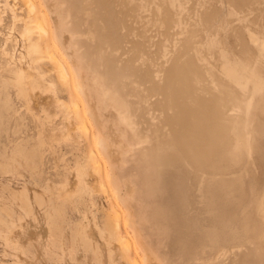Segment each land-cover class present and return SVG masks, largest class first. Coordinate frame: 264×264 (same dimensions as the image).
I'll return each instance as SVG.
<instances>
[{
  "label": "rangeland",
  "instance_id": "obj_1",
  "mask_svg": "<svg viewBox=\"0 0 264 264\" xmlns=\"http://www.w3.org/2000/svg\"><path fill=\"white\" fill-rule=\"evenodd\" d=\"M35 1L36 9L30 12L24 0H0V264H132L135 255L144 263L147 258L152 264H156L155 260L182 264L180 255L184 253V246L194 251L190 264H205L206 254H200L203 249L214 259L220 257L223 264H264V203L259 206L261 201L264 202V84L257 90L255 80L250 77L241 75L239 83L232 77V70L238 69L241 74L252 71L264 80V49L253 40L254 37L264 38V0H178L177 6L174 0ZM182 1L186 2L188 10ZM229 2H233L232 7L236 5L235 10ZM198 4L203 7L199 8ZM228 4L230 9L226 8ZM195 6L197 9L194 10ZM217 6L222 9L217 10L219 14ZM205 8H211L207 11L218 15L213 12L214 23L208 20L213 17L210 13L204 21ZM26 20L32 25L42 22L47 29L40 40L39 51H28L29 42L23 35ZM209 24L213 27L206 28ZM44 34L36 29L33 39L38 41ZM51 52L55 56L52 57ZM61 64L69 72V81L59 73ZM91 78L99 85L102 79L101 86L105 85L104 88H109L125 108L129 107L131 114L127 112L132 118L135 116L137 128L141 126L139 136L147 137L146 145L133 144L130 129H124L117 116L112 121L116 114L110 108H104L100 94L97 92L98 97L90 85ZM155 84L160 85L159 91ZM163 118L168 120L167 123ZM150 120L154 121L150 123ZM110 122L119 131L100 134ZM182 125L186 127L184 132ZM181 133L190 136L182 134L184 137L181 138ZM119 135L126 141L113 140ZM99 137L111 147L102 149L98 144ZM201 144L204 148L200 154ZM180 150L187 152L186 157ZM91 152L99 154L96 158L103 163V173L113 174L110 183L105 179L106 174L103 176L107 186L104 190L100 187L99 174L89 160ZM198 154L204 161L199 160ZM173 155L179 159H174ZM211 157L214 162L208 163L209 159L212 161ZM186 158L200 162L202 166L198 164L194 169L195 164ZM183 159L185 163H182ZM215 164L223 170V175L215 170ZM80 165L87 166L85 183L79 182ZM178 166L184 177L179 174ZM223 168L229 170L224 172ZM211 169L219 177L209 174ZM181 176L187 178L183 183ZM234 176L240 177L241 182L245 179L246 187L241 188L243 184L240 186ZM229 177L230 182H237L236 187L242 191L238 201L236 187L230 190L236 188L237 198L233 193L235 190L228 193L233 186L226 181ZM178 180H181L183 190ZM169 181L178 182L179 189L186 193L176 189L183 197L172 194L178 198L175 199L170 196L172 192H168L166 196L162 195L163 204L161 188L162 185L171 187ZM219 182L223 186L217 185ZM191 183H198L195 184L197 187ZM227 184L229 187L224 196L222 187L226 185L227 190ZM129 187L134 188L132 194L127 192ZM190 190L198 191L190 194L194 200L188 199L189 193H193ZM148 193L154 195L148 196ZM228 195L232 200L230 204ZM206 197L210 203L215 202L210 204ZM223 197L227 199H223L227 208L221 211ZM194 201L199 202L197 206ZM179 202L182 209L174 206ZM229 205H233L230 209L234 208V213H230ZM130 206L135 210L134 223L121 231L132 243L127 254L122 252L116 237L107 236L111 230L105 225L111 222L115 209L126 213ZM185 206L191 209L187 210ZM194 206L198 207V213L203 208L204 213L196 214ZM164 208L169 215L176 214L179 219L185 217L186 222L182 223L185 229L189 228L188 223L190 226L196 223L200 232H190L195 235L187 232L190 239L195 237L196 240L181 244L175 227H161L163 219L158 213ZM178 208L181 212L176 210ZM227 210L231 214L229 218ZM213 211L217 212L216 216ZM184 212L192 217L191 221ZM191 212L196 215L193 217ZM209 215L213 221L207 218ZM141 217L145 221L139 223ZM197 218L203 226L196 222ZM231 220L236 224L231 226ZM87 221L88 228H83ZM212 222L219 224L218 227ZM95 223L101 228L97 230ZM184 228L180 226V229ZM198 236L200 241L199 238L197 241ZM107 238L110 244L106 242ZM178 245L181 247L177 248Z\"/></svg>",
  "mask_w": 264,
  "mask_h": 264
},
{
  "label": "bare ground",
  "instance_id": "obj_2",
  "mask_svg": "<svg viewBox=\"0 0 264 264\" xmlns=\"http://www.w3.org/2000/svg\"><path fill=\"white\" fill-rule=\"evenodd\" d=\"M24 1H26V3L28 4V6H29V11L30 12H33V11H35V9H36V1L34 2V0H24ZM181 1V0H180ZM180 1H178V0H174V2L176 3V2H180ZM185 1V0H184ZM218 1V0H217ZM173 2V3H174ZM203 2V1H202ZM201 2V3H202ZM205 2V1H204ZM8 3V2H7ZM208 3V2H207ZM220 3H222V5H223V2H220ZM232 3L233 2H229V4H231V7H232ZM17 3L15 2V5H16ZM181 4H184V2L182 1V3ZM199 4H200V2H199ZM198 4V5H199ZM213 4V3H212ZM212 4H211V7H212ZM227 5V7L226 8H228V9H230V5ZM236 4V3H235ZM179 5H180V3H179ZM186 7H184V8H186L187 9V5H186V2H185V4H184ZM203 4H201V6H202ZM176 6H177V3H176ZM176 6H175V8H176ZM200 5L198 6L199 8L201 7ZM208 6H210V3H209V5ZM208 6L206 5L205 6V4H204V7H207L208 8ZM226 6V5H225ZM236 6V5H235ZM235 6H233L232 7V10L234 9V7ZM238 6V5H237ZM196 7V6H195ZM195 7H193L194 8V10L195 9H197V7L195 8ZM203 7V6H202ZM216 7V6H215ZM218 7V6H217ZM223 7V6H222ZM221 7V8H222ZM181 8V7H180ZM198 8V9H199ZM213 8V7H212ZM238 8L240 9V7L238 6ZM190 9V8H189ZM211 9V8H210ZM210 9H207V10H210ZM216 9V8H215ZM218 9H220V7H218L217 9H216V11L218 10ZM235 9H236V7H235ZM234 9V10H235ZM14 10V9H13ZM182 10H183V8H182ZM188 10V9H187ZM203 9H201V11H202ZM205 10H206V8L203 10V13L205 14ZM206 10V17L204 18V16L205 15H202V18H204V21H205V19L207 18V15L210 13L211 14V11L210 12H208ZM213 10H214V8H213ZM212 10V11H213ZM221 11H222V9H220ZM219 11V10H218ZM218 11H217V14H219L218 13ZM236 11H238V9L236 10ZM195 12V11H194ZM199 12V10H197V13ZM214 12V11H213ZM213 12H212V16L211 15H209V17H212V18H210V19H208L209 20V22H211V23H214V14H213ZM223 12H224V10H223ZM231 12V11H230ZM233 12V11H232ZM238 12H240V10L238 11ZM242 12H243V10H242ZM215 13V15H216V12H214ZM222 13V12H221ZM199 14H200V12H199ZM229 14H231V13H229ZM236 14V13H235ZM247 15H248V13H246ZM194 15V14H193ZM198 15V14H197ZM196 15V17L195 18H197L198 16ZM200 15V16H201ZM238 15V14H237ZM199 16V17H200ZM216 16H218V15H216ZM208 17V18H209ZM219 17H220V15H219ZM218 17V18H219ZM216 19H217V17H216ZM220 19V18H219ZM182 19L180 18V21H181ZM200 20H201V18H200ZM207 20V19H206ZM211 20V21H210ZM214 20V21H213ZM224 21V20H223ZM198 22H200V21H198ZM197 22V23H198ZM207 22V21H206ZM182 23V22H181ZM224 23V22H223ZM26 28H25V31H24V37H25V39L26 40H28V42H29V44H28V46H27V48H28V51L29 52H32V51H39V49H40V40H43L42 38L43 37H45V35L46 34H44V33H47V29L45 28V26H44V24L42 23V22H37V24H34V25H32L31 24V21H27L26 20ZM199 24V23H198ZM207 24V23H206ZM222 24V23H221ZM221 24H220V26H221ZM203 25H204V23H203ZM210 25H212V24H209V26H206V28H208V27H211ZM181 26H185V24L183 25H181ZM217 26V23H216V25H215V27ZM212 27H213V25H212ZM211 27V28H212ZM222 27V26H221ZM220 27V28H221ZM170 28H172V27H170ZM218 28H219V25H218ZM217 28V29H218ZM36 29L39 31V33L40 34H44V36L43 35H40L39 36V39H38V41H35L34 39H33V34H34V32L36 31ZM224 29V28H223ZM65 32H66V30H64ZM183 31V30H182ZM252 37H253V35H252ZM46 39V38H45ZM253 40L262 48V49H264V38H261V37H254L253 38ZM47 45L49 44V43H46ZM143 53V52H142ZM53 53L51 52V55H52ZM53 56H55V54L54 55H52V57ZM145 57V56H144ZM140 59V58H139ZM144 59V58H143ZM145 60V59H144ZM145 63H146V61H145ZM59 66V65H58ZM235 67H237V65H235ZM59 70H60V75H61V77H63L64 79H66L67 81H69V72H68V70H67V68H65V66L64 65H60L59 66ZM94 75V74H93ZM241 75H244V76H246V77H250L251 79H253V80H255V84H256V89L257 90H260V89H262L263 88V84H264V80H263V78L261 77V76H256V73H254V72H249V71H243L242 72V74L238 71V69H234V70H232V77H233V81H235L236 83H239L240 82V78H241ZM92 76V75H91ZM96 76V75H95ZM94 77V76H93ZM98 77V76H97ZM156 79V78H155ZM95 80V79H94ZM94 80L92 81V78H91V80H90V85L92 86V88H93V90H95L96 91V94L98 95V93L100 94V97H99V95H98V97L99 98H102L101 99V102H102V104H104V108L105 109H109L110 108V111H112L113 112V114H116V115H113V119H112V121H115V117L117 116L118 117V119H119V121L121 122V123H119V122H117V123H119V124H121V125H123V127H124V129H126V128H128V129H130V131H131V133H132V137L130 138V139H134L133 141L131 140V142L133 143V144H136V145H139V146H142L143 147V145H146V143H148V140H147V137L145 136V138L144 139H142L140 136H139V133H140V131H139V129L141 128V126H140V128L138 129L137 128V123L135 122V120H134V118H135V116L133 115V117L134 118H132V116L130 115L131 113H130V111H129V107L127 106L126 108H127V110H126V108H125V106H124V104H123V102L116 96V95H113L112 94V91L109 89H107V88H104L105 87V83L103 84L104 85V87H102L101 85H102V83H103V81H102V79H101V81H100V84L101 85H99L98 83H94ZM138 81V80H137ZM141 81V80H140ZM102 82V83H101ZM144 82V81H143ZM155 82H156V80H155ZM141 84V83H140ZM147 85V84H146ZM156 86H155V88L157 89V91H159V86L157 85V84H155ZM145 86V85H144ZM140 87V86H139ZM141 87H143V86H141ZM153 87H154V85H153ZM144 88V87H143ZM148 88V87H147ZM149 89H152V88H149ZM153 90V89H152ZM139 91V90H138ZM154 91H156V90H154ZM98 92V93H97ZM152 92V91H151ZM151 92H150V95H153V94H151ZM152 93H154V92H152ZM158 93V92H157ZM156 93V94H157ZM164 93V92H163ZM147 94H148V92H147ZM147 94H145L146 96H147ZM163 95V94H162ZM161 95V96H162ZM143 96H144V94H143ZM157 96H159L160 97V95H157ZM152 97V96H151ZM153 97H154V95H153ZM153 97H152V99H153ZM156 97V96H155ZM163 97H164V95H163ZM144 98V97H143ZM149 99V98H148ZM151 99V100H152ZM154 99H157V98H154ZM143 101V100H142ZM156 101V100H155ZM159 101V100H158ZM168 101V100H167ZM157 102V101H156ZM161 102V101H160ZM159 102V103H160ZM152 103V102H151ZM158 103V102H157ZM166 103H168V102H166ZM170 103V102H169ZM139 104H141V103H139ZM153 104V103H152ZM170 104H172V102L170 103ZM174 104V103H173ZM164 105H166L165 103H164ZM154 106H156V104L154 103ZM160 107V106H159ZM167 106H165V108H166ZM137 108V107H136ZM135 108V109H136ZM156 108V107H155ZM155 108H153V109H155ZM161 108V107H160ZM160 108H159V110H160ZM163 108H164V106H163ZM157 110H158V108H156ZM162 109V108H161ZM172 109H174V107H172ZM167 110V109H166ZM166 110L164 109V111L166 112ZM127 111H129V113L127 112ZM131 111H132V109H131ZM137 111V110H136ZM169 111V110H168ZM151 112V111H150ZM158 113V112H157ZM160 113H162V112H160ZM167 113V112H166ZM147 115V114H146ZM150 115V114H149ZM138 116H139V113H138ZM157 116V115H156ZM155 116V117H156ZM164 116H166V114L164 115ZM176 117H177V115H175ZM159 117V116H158ZM148 119L150 118V116L149 117H147ZM160 118H161V116H160ZM172 118V117H171ZM175 118V117H174ZM82 120H83V118H81ZM146 119V118H145ZM164 120H165V122L166 121H168V120H166L165 118H163ZM109 120V119H108ZM160 120V119H159ZM161 120H162V118H161ZM163 120V121H164ZM176 120V119H175ZM138 121H139V119H138ZM148 121V120H147ZM146 121V122H147ZM154 121V120H153ZM153 121H151L150 120V123L151 122H153ZM162 121V124H164V122ZM178 121H180V119H178ZM143 122H144V120H143ZM170 122V121H169ZM180 122H182V121H180ZM179 122V123H180ZM167 123V122H166ZM184 123V122H183ZM182 123V124H183ZM100 124H101V126H102V124H103V122L102 121H100ZM114 123H112V122H110L109 123V126H108V128H106V130H104V129H102V132H100V134L101 133H103V132H112V134H114V132H118L119 130L117 129V128H115L114 127V125H113ZM156 124V123H155ZM99 125V124H98ZM140 125V124H139ZM144 125V124H143ZM159 125V124H158ZM165 125V124H164ZM81 126L82 125H80V128H81ZM101 126L99 125V127H100V129H101ZM162 126V125H161ZM160 126V127H161ZM184 126H185V124H184ZM144 128L143 129H145V126H143ZM104 128V127H103ZM159 128V127H158ZM181 128H183V125H182V127ZM84 129V127L81 129V130H83ZM108 129V130H107ZM142 129V130H143ZM161 129H162V127H161ZM184 129H186V127H184L183 128V132H184ZM120 130H122V129H120ZM141 130V131H142ZM151 130V129H150ZM159 130H160V128H159ZM139 131V132H138ZM174 131V130H173ZM176 132H177V130H175ZM186 131V130H185ZM81 132V131H80ZM143 132V131H142ZM146 132V131H145ZM148 132V131H147ZM146 132V133H147ZM152 132V131H151ZM161 132V131H160ZM179 132H181V131H179ZM162 133H163V131H162ZM189 133V132H188ZM188 133H181V138L182 137H184L185 135H187ZM112 134H110V135H112ZM142 134H144L145 135V133H142ZM173 134H174V132H173ZM182 134L184 135V136H182ZM189 135V134H188ZM142 136V135H141ZM149 136V135H148ZM151 136V135H150ZM176 136H178L179 137V135H177L176 134ZM190 136V135H189ZM123 136H114L113 137V140L114 141H117V142H119V141H121V142H125L126 140L125 139H123L122 138ZM100 139H99V141H98V144L102 147V149H104V148H110L111 146H109V145H105L103 142H102V140H101V137H99ZM160 138V137H159ZM177 138V137H176ZM188 139H190V138H187V140ZM177 140V139H176ZM180 140H182V139H180ZM127 141H128V139H127ZM130 141V140H129ZM189 141V140H188ZM187 141V144L189 143ZM179 142H182V141H179ZM178 142V143H179ZM191 143H192V140H191ZM191 143H189V144H191ZM182 144H183V142H182ZM185 145V144H184ZM197 147H198V145H196ZM201 146H202V144H201ZM179 147H181V144H180V146ZM178 147V148H179ZM190 147V146H189ZM192 147H193V145H192ZM194 147H195V145H194ZM173 148H176V146L175 147H173ZM182 148H183V146H182ZM182 148H179V149H182ZM184 148H186V147H184ZM183 148V149H184ZM203 146H202V148L200 149V148H198V150H199V153H200V151L201 150H203ZM144 149V148H143ZM197 149V148H196ZM184 150H187V152H188V149L186 148V149H184ZM190 150V149H189ZM198 150L196 151V153L198 152ZM205 150H207V152H208V148L206 147L205 148ZM179 151V150H178ZM181 151V150H180ZM96 152V151H95ZM147 152V149L145 150V153ZM184 152V151H183ZM187 152H186V154H187ZM192 152H195V149H194V151H192ZM203 152V151H202ZM92 153V152H91ZM172 153H174L173 151H172ZM175 153H176V151H175ZM181 153H182V151H181ZM177 154V153H176ZM178 154H180V153H178ZM182 154H185V153H182ZM186 154H185V157H186ZM201 154V153H200ZM200 154H198L199 155V160L200 159H202L203 160V157H200ZM204 154V159L207 157V155L205 154V153H203ZM96 155H99L98 153L96 154ZM96 155L94 154L93 155V153H92V155L90 154V156H89V160H90V162L92 163V167H94V169H95V171L99 174V178H100V181H99V183H100V187L104 190V189H106L107 188V186H106V183H105V180H104V175L106 174V180H107V182L108 183H110V182H112V180L114 179L113 178V174L112 173H107V172H104L103 173V171H104V166H103V163H101L100 162V160L99 159H97L96 158ZM147 155V154H146ZM144 156V155H143ZM100 157V156H99ZM173 157H174V155H173ZM179 157H181V155H179ZM190 157H193V155H191V153H190ZM119 158H120V156H119ZM172 158V157H171ZM177 159H179L178 157H176ZM175 157H174V159H176ZM183 158V157H182ZM187 159V158H186ZM195 159V158H194ZM196 159H198V158H196ZM211 159H212V157H211ZM147 160V159H146ZM150 160V159H149ZM173 160V159H172ZM184 160L185 159H183L182 160V163L184 162ZM188 160V159H187ZM193 160V159H192ZM190 161V160H188V162H193V161ZM199 160L197 161V162H199ZM202 160H200L201 162H202ZM206 160H207V158H206ZM206 160H205V162H206ZM178 162H179V160H177ZM181 161V160H180ZM204 161V160H203ZM209 161L210 162H214L213 161V159H212V161L209 159L208 160V163H209ZM173 162V161H172ZM177 162V163H178ZM187 162V161H186ZM187 162V163H188ZM205 162H203V163H205ZM180 163L181 162H179L178 164L180 165ZM182 163H181V166H182ZM185 163V162H184ZM200 163V162H199ZM199 163H195V161L193 162V164H195L194 165V167L196 166L197 167V165L199 164ZM207 163V162H206ZM174 164V163H173ZM175 164H176V160H175ZM177 164V165H178ZM190 164V163H189ZM192 164V163H191ZM193 164H192V167H193ZM183 165H186V164H183ZM199 165H201L202 166V163L201 164H199ZM206 165V164H205ZM233 166L231 167L232 168V170L234 169V164H232ZM187 166V165H186ZM207 166V165H206ZM209 166V165H208ZM212 165L210 164V167H211ZM215 166H216V168H218V169H216L215 168V170L218 172V170H219V173H221V175H223L222 174V172H223V170L219 167V166H217L216 164H215ZM179 168V170H181V168H180V166H178ZM191 167V168H192ZM194 168V169H197V168ZM214 167V166H213ZM213 167H211V168H213ZM203 168V167H202ZM207 168V167H206ZM220 168V169H219ZM185 169V168H184ZM204 169V168H203ZM202 169V170H203ZM207 169H210L209 167L207 168ZM223 169H225L224 170V172H226V170L228 169H226V168H223ZM229 169H230V167H229ZM228 169V170H229ZM237 168L235 167V172L237 171L236 170ZM199 170H201V169H199ZM198 170V171H199ZM201 170V171H202ZM211 170H213V169H211ZM215 170H213L212 171V173L210 172L209 174H212L213 175V173H214V175H216V171ZM206 171V170H205ZM221 171V172H220ZM234 171V170H233ZM86 172H87V166H85V165H80V167L78 168V171H77V174H78V177H79V182H81V183H85L86 182V177H85V174H86ZM175 172V171H174ZM180 172H182V170L181 171H179V174H181ZM203 172V171H202ZM208 171H206V173H207ZM230 172L232 173V171H231V169H230ZM190 173V172H189ZM189 173H188V175H189ZM198 173H200V172H198ZM205 173V174H206ZM174 175L176 174V172L175 173H173ZM218 174V173H217ZM225 174V173H224ZM177 175V174H176ZM183 177H184V175H183V173L181 174ZM202 175V174H201ZM173 175L171 174V177H172ZM180 176V175H179ZM181 176V177H182ZM206 176V175H205ZM209 176V175H208ZM217 176V175H216ZM215 176V177H216ZM170 177V178H171ZM180 177V178H181ZM182 177V179H183V181H181V183H183L184 182V180L186 181V179L187 178H183ZM185 177H188L187 175L185 176ZM190 177H191V175H190ZM199 177V176H198ZM201 177V176H200ZM207 177V176H206ZM205 177V178H206ZM217 177H219V176H217ZM222 178H224L223 176H221ZM220 177V178H221ZM230 177H231V175H230ZM228 178V180H226V181H228V184L229 185H231V184H233L232 183V180H231V182H230V179L231 178ZM233 177V176H232ZM236 179H238V176H234ZM113 178V179H112ZM170 178H168V180L170 179ZM172 178H175L174 176L172 177ZM176 178L177 179H179V177H177L176 176ZM208 178V177H207ZM220 178L219 179H216L217 181L216 182H218V180L220 181ZM108 179H109V181H108ZM112 179V180H111ZM189 179V178H188ZM215 179V178H214ZM171 180V179H170ZM174 180V179H173ZM190 180V179H189ZM193 179L191 178V182H194V181H192ZM239 181V184H240V186H241V184H243L244 182H243V180H245V179H242V182H241V180H240V177H239V179H238ZM177 180H175L174 182H176ZM180 181L178 180V182H179V184L181 185V183H180ZM188 181V180H187ZM190 181H188V183H190ZM200 181V178L197 180V182H199ZM251 181V180H250ZM249 181V182H250ZM166 182V181H165ZM169 182H171V181H169ZM169 182H168V184H169ZM178 182H177V184H174V183H172L171 182V187H166V186H164V185H162L161 187V189H162V192H161V200H162V203L164 204V199H163V197H162V195H164V196H166L165 194H167L168 192L170 193V192H172V193H170L171 195L170 196H173L174 198H175V196L174 195H177L179 192L177 191V190H179L180 192H184V193H186L185 191H181V188H182V190H183V184L181 185L182 187L179 189V187H180V185H178ZM209 182V181H208ZM230 182V183H229ZM249 182H248V184H249ZM255 182H257V181H255ZM127 183H128V181H127ZM164 183V182H163ZM201 183H203V181H201ZM213 184H214V182H212ZM237 182H234V184H236ZM258 183V182H257ZM128 184H130V183H128ZM165 184V183H164ZM167 184V183H166ZM165 184V185H166ZM173 184V185H172ZM195 184H198V183H194V185H193V183H191L190 185H193V187H197V186H195ZM204 184L206 185V183H205V181H204ZM216 184V183H215ZM214 184V185H215ZM219 184V186L220 185H222V184H220V182L219 183H217V185ZM228 184H227V190H225L226 188H225V186L224 187H222L223 189H224V192H225V194H224V192H223V194H224V196H226V194H227V192L226 191H228ZM233 184V186L231 185L230 186V188H229V191H228V193H229V195H230V189H233V187H236V186H238V183H237V185H234ZM245 184V183H244ZM243 184V185H244ZM185 185V184H184ZM188 185V184H187ZM208 185V184H207ZM210 185H212V184H209V186ZM216 185V186H217ZM243 185L241 186V188H245L246 186L244 185V187H243ZM199 187V186H198ZM201 187V186H200ZM212 187V186H211ZM210 187V188H211ZM186 187H184V189H185ZM216 188V187H215ZM220 188V187H219ZM219 188H218V193L219 194H221V192H220V190H219ZM221 188V189H222ZM237 188V187H236ZM236 188H234V190L236 189ZM238 188H240V187H238ZM237 188V190L239 191V189ZM249 188H250V186H249ZM248 188V189H249ZM177 189V190H176ZM188 189V188H187ZM196 189V188H195ZM214 189V188H213ZM217 189V188H216ZM193 190V189H192ZM192 190H190V192H193ZM234 190H232V191H234ZM237 190H235L233 193H235ZM134 191V188L133 187H129L128 189H127V192L128 193H131V192H133ZM202 191H204V190H202ZM222 191V190H221ZM232 191H231V193H232ZM237 191V193H239V194H237V196H238V198H237V196H236V193L234 194V196H236V198H237V201H238V199H239V196L240 197H242L241 196V193H242V191H241V193H240V191L238 192ZM195 193H197L196 191H194ZM194 192L193 193H189V195L190 194H194ZM215 192V191H214ZM163 193V194H162ZM187 193H188V190H187ZM206 193V192H205ZM217 193V192H216ZM215 193V194H216ZM132 194V193H131ZM172 194H174V195H172ZM201 194V193H200ZM208 194V193H207ZM206 194V195H207ZM151 195H154L153 193H148V196H151ZM183 194L181 193V196H182ZM217 195V197H218V194H216ZM229 195H228V200H229V198L230 197H233L234 198V196H233V194H231L232 196H230L229 197ZM180 196V194H178V197H181ZM188 196V195H187ZM187 196H185V194H184V197L185 198H187ZM194 196V195H193ZM198 196H200V195H198ZM208 196V195H207ZM221 197H222V195H220ZM219 196V197H220ZM169 197V196H168ZM172 197V198H173ZM177 197V196H176ZM183 197V196H182ZM181 197V198H182ZM195 197V196H194ZM185 198H184V200L183 201H185ZM193 199L194 200V198L193 197H191V195H190V197L188 198V199ZM196 198V197H195ZM198 198V197H197ZM204 198V197H203ZM213 198H214V196H213ZM212 198V200H214ZM232 198V200H234L235 201V199L236 198H234L233 199ZM263 198H264V196H263ZM160 199V198H159ZM166 199H167V197H166ZM175 199H178V198H175ZM180 199V198H179ZM187 199V200H188ZM206 199H207V201H208V199L209 198H207L206 197ZM221 198H219V200H220ZM223 199H226V198H222V201H223ZM227 199H226V201H227ZM169 200V199H168ZM192 200V201H193ZM231 200V201H232ZM170 201H172L171 199H170ZM175 201V200H174ZM181 201V200H180ZM182 201V202H183ZM191 201V200H190ZM192 201H191V203H192ZM217 201V200H216ZM225 201V200H224ZM224 201L223 202H221V203H224ZM230 200L228 201V204H230V202H231ZM263 201H264V199H263ZM196 201H194V203H195ZM209 202V201H208ZM208 202H206L207 204H208ZM213 202H215V201H213ZM213 202H209L210 204H212ZM187 203V202H186ZM189 204H190V202H188ZM197 203H199V202H196V204H194V205H196L197 206ZM205 203V202H204ZM203 203V204H204ZM264 202H262L261 201V203H259V206L261 205V204H263ZM182 204V203H181ZM189 204H184V205H186V206H189ZM201 204V203H200ZM199 204V205H200ZM207 204H205V205H207ZM233 205H235V203H232ZM166 205V204H165ZM173 205H174V203H173ZM172 205V206H173ZM180 205V202H179V204L177 203V205L175 204L174 206H177V207H181V205ZM183 205V204H182ZM193 205V204H192ZM198 205V206H199ZM205 205H204V209H206L205 208ZM215 205H217V203H215V204H213V206H214V208H215ZM224 205H225V207H224ZM226 205H227V203L225 204H222V206L223 207H221V206H219V203H218V206H219V208L221 207V211H222V208L224 209H226L227 207H226ZM233 205H231V206H233ZM184 207V208H188V207ZM208 206V205H207ZM230 205L228 206L229 207V209H230V207H231ZM264 205H262V207H263ZM200 208H201V206H199ZM217 207V206H216ZM234 207H236V209L235 210H237V206L235 205ZM168 208H169V206H168ZM171 208V207H170ZM176 207H174V209H175ZM176 209V210H179L180 211V209H182V208H180V209ZM193 208H195V206L193 207ZM192 208V209H193ZM197 208L198 207H196L195 208V210L194 211H196L197 210ZM209 208L211 209V207L209 206ZM218 208V207H217ZM216 208V209H217ZM218 208V209H219ZM233 208V207H232ZM172 209V208H171ZM171 209H169L170 211H171ZM189 209H191V207L189 208ZM189 209H187V210H189ZM208 209V208H207ZM228 209V210H229ZM165 210V208L163 209V210H159V213H158V215H160L161 214V217H162V221H161V227L162 226H164V228L165 229H169V227L170 226H173V228L175 227V229H176V231H178L179 232V234L177 235V238H178V236H179V239L182 241L181 242V244L183 243V244H185V243H190L191 242V240H196V238L194 237V239H190L189 238V236H188V234H187V232L188 233H193V232H196V231H199L200 232V229H199V227H198V225L195 227V224L196 223H194V225L192 226H190V224L188 223V225H189V228L187 227L186 229L183 227L184 225V223L183 222H186L185 220H184V218H177L176 217V214H175V216H173V215H169L167 212H165L164 211ZM183 210H185V209H183ZM187 210H185L186 212H187ZM201 210V209H200ZM212 210H213V208H212ZM215 210V209H214ZM227 210V215H228V218L230 217V215L228 214V212L230 211V213L234 210V208H233V210L232 209H230L229 211ZM127 211L128 212H126V213H124V212H122L121 210H118V209H115V212L112 214V220H111V222L109 223V225H105V228H109L108 230H111V232H110V234H108L107 236H109V237H116V239L118 240V242L117 243H119V245H120V247H121V249H122V252L123 253H129L130 251H131V248H132V243H131V241H130V239H129V237L128 236H125L124 234H122V228L124 227V228H127V226H129L130 224H132V223H134L133 221H132V219H133V215H134V212H135V210H134V208L132 207V206H130V207H127ZM173 211H175V210H173ZM192 211V210H191ZM202 211H203V213H204V210H203V208H202ZM202 211H200L201 213H198L199 211L197 210V213L196 214H202ZM210 211V210H209ZM216 211H218V210H216ZM219 211H220V209H219ZM224 211V210H223ZM226 211V210H225ZM172 212V211H171ZM176 212V211H175ZM178 212V211H177ZM181 212V211H180ZM179 212V214H181ZM186 212H184V213H186ZM193 212V211H192ZM191 212V214L190 215H192L193 214V217L196 215L195 214V212L194 213H192ZM188 213H190V211H188ZM188 213H186L185 215H186V217L188 218V216H189V214ZM207 213V212H206ZM213 213H214V211H213ZM217 213V212H216ZM216 213H214V215L213 216H216L217 214ZM220 213V212H219ZM221 213H224V212H221ZM233 213H234V211H233ZM171 214V213H170ZM210 214H211V212H210ZM216 214V215H215ZM184 214H182L181 216H183ZM184 215V216H185ZM188 215V216H187ZM262 215L264 216V213H262ZM178 216V215H177ZM197 216H199V215H197ZM220 216H222V214L220 215ZM232 216H233V214H232ZM231 216V218H233ZM179 217H180V215H179ZM190 217V216H189ZM201 217V216H200ZM202 217H203V215H202ZM210 217V215L209 216H207V218H209ZM218 217H219V214H218ZM205 217H203V219H204ZM206 218V219H207ZM211 218V217H210ZM214 218V217H213ZM217 218V217H216ZM222 218H223V216H222ZM230 218V219H231ZM246 218V217H245ZM244 218V219H245ZM181 219H183V221L181 220ZM186 219V218H185ZM190 219V221H191V219H192V217H190V218H188V220ZM198 219V218H197ZM219 219V218H218ZM224 220H226V218H223ZM223 219L222 220H220V221H222V222H224L223 221ZM187 220V221H188ZM194 220V219H193ZM205 220V219H204ZM208 220V219H207ZM145 220H144V218L143 217H141L140 218V221H139V223H141V222H144ZM190 221H188V222H190ZM195 221V220H194ZM194 221H192V223L194 222ZM198 221H199V219L196 221L197 223H198ZM209 222H210V220H208ZM208 221H205V222H208ZM211 221H213L212 220V218H211ZM220 221H218L217 220V223H220ZM231 221H233V220H231ZM230 221V224L232 223V225L231 226H233L234 224H236V222L234 223V221L233 222H231ZM246 220H244V222H245ZM160 222V221H159ZM201 222H203V220L201 221ZM208 222V223H209ZM228 222V221H227ZM244 222H242V223H244ZM183 223V224H182ZM200 223V222H199ZM198 223V224H199ZM204 223V222H203ZM207 223V224H208ZM212 223H214V222H212ZM212 223L211 224H209L210 225V228H211V226H212ZM217 223H214V225L216 224L217 225ZM234 223V224H233ZM201 224V223H200ZM206 224V225H207ZM225 224V223H224ZM223 224V225H224ZM227 224H229V223H227ZM229 224V225H230ZM95 225V227L97 228V230L98 229H100L101 227L98 225V223H95L94 224ZM183 225V226H182ZM186 225H187V223L185 224V227H186ZM202 225V224H201ZM205 225V224H204ZM205 225V226H206ZM219 225V224H218ZM218 225H217V227H218ZM222 225V226H223ZM226 225V224H225ZM242 225H244V224H242ZM88 226H89V222L87 221L86 222V224H85V226L83 227V228H88ZM180 226L182 227V228H184V230L183 229H180ZM203 226V225H202ZM208 226V225H207ZM222 226H220V227H222ZM230 226V227H231ZM201 227V226H200ZM216 227V229H220V228H217ZM229 227V226H228ZM227 227V228H228ZM244 227V226H243ZM204 228H206V227H204ZM208 228H209V226H208ZM226 228V227H225ZM226 228V229H227ZM249 228V227H248ZM172 229V228H171ZM201 229H203V228H201ZM214 229H215V226H214ZM229 229V228H228ZM204 230V229H203ZM206 230H208V232H206V233H209V229H206ZM230 230V229H229ZM229 230H227V231H229ZM244 230V229H243ZM85 231V230H84ZM212 231V230H211ZM214 231V230H213ZM245 231V230H244ZM86 232V231H85ZM87 232H89L88 231V229H87ZM174 232V231H173ZM173 232H171V233H173ZM177 232V233H178ZM217 231H215V233H216ZM219 232V231H218ZM220 232H222L221 230H220ZM171 233H170V235H171ZM190 233V234H191ZM198 233V232H197ZM200 234H202V233H200ZM212 234V233H211ZM211 234H209V235H211ZM219 234V233H218ZM166 236H167V234H165ZM169 235V236H170ZM176 235V234H175ZM191 235H195V234H191ZM206 236V234L204 233L203 234V236ZM217 235V234H216ZM223 236H224V233L222 234ZM172 236V235H171ZM196 236H197V234H196ZM213 236V235H212ZM207 237V236H206ZM215 237V236H214ZM217 237V236H216ZM215 237V238H216ZM221 237V236H220ZM227 237V236H226ZM241 237V235L239 236V238ZM191 238H192V236H191ZM198 238H199V241H200V236H198L197 237V241H198ZM201 238H203V237H201ZM213 238V237H212ZM225 238V237H224ZM247 238V237H246ZM204 239V238H203ZM202 239V240H203ZM245 239V238H244ZM107 241V243H109L110 244V241H109V239L107 238L106 239ZM210 240V239H209ZM219 240V239H218ZM222 240H224L223 238H222ZM175 241H176V239H175ZM174 241V242H175ZM190 241V242H189ZM178 242V241H177ZM245 242H247V239L245 240ZM244 241H243V243H245ZM173 243V242H172ZM192 243H194V241L192 242ZM196 243V242H195ZM203 243H205V242H203ZM208 243H210V242H208ZM212 243V242H211ZM220 243V242H219ZM179 244H180V242H179ZM202 244V243H201ZM220 244H222V242L220 243ZM191 245H193V244H191ZM207 245V244H206ZM213 245H215V244H213ZM188 246V245H187ZM194 246V245H193ZM196 246V245H195ZM199 246H200V244H199ZM205 246V245H204ZM222 246H224V244H222ZM179 247H181V245L179 246L178 245V247L177 248H179ZM191 247V246H190ZM208 247V246H207ZM215 247V246H214ZM214 247H213V249L212 250H214ZM221 247V246H220ZM217 248H218V246H217ZM230 248V247H229ZM229 248H228V250H229ZM181 249V248H180ZM194 249V248H193ZM201 249H202V247H201ZM217 250V249H216ZM222 250H224V248H222ZM201 251V250H200ZM232 252H234V250L232 251ZM213 254H214V252H212ZM218 253H219V255H220V252L218 251ZM218 253L216 254V255H218ZM163 254H165V253H163ZM193 254H194V251H192V249L191 248H189V247H186V246H184V253H182L181 255H180V259H181V263L182 264H190L191 262H190V259H191V257L193 256ZM200 254H206V255H204V256H206L207 258V260H205V264H223V262L221 263V258L220 257H217V258H215L214 259V257L212 256L211 257V255H208L207 254V252L205 251V249H203L202 250V252L200 253ZM196 255V254H195ZM162 256H164V255H162ZM202 256V255H201ZM222 256V255H221ZM199 256H197V258H198ZM225 257V256H224ZM196 258V259H197ZM192 259H195V258H192ZM198 259H200V258H198ZM203 259V258H202ZM222 260H224V259H222ZM197 261V260H196ZM202 261V260H201ZM155 262H156V264H167V262L166 261H164V260H159V261H157V260H155ZM190 262V263H189ZM203 262H204V260H203ZM193 263V262H192ZM196 263V262H195ZM198 263V262H197ZM202 263V262H201ZM132 264H152L151 262H148L147 261V258H145V263L144 262H141L140 260H139V258H138V256L137 255H135V257L133 258V261H132ZM155 264V263H154ZM224 264H227V262L226 263H224ZM253 264H255V263H253Z\"/></svg>",
  "mask_w": 264,
  "mask_h": 264
}]
</instances>
